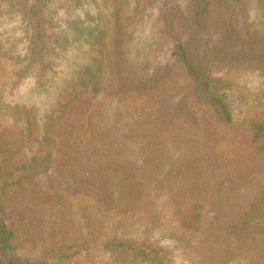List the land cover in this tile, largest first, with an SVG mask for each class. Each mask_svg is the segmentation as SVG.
Returning a JSON list of instances; mask_svg holds the SVG:
<instances>
[{
    "label": "rangeland",
    "instance_id": "1",
    "mask_svg": "<svg viewBox=\"0 0 264 264\" xmlns=\"http://www.w3.org/2000/svg\"><path fill=\"white\" fill-rule=\"evenodd\" d=\"M206 1L193 33L184 18L199 0H0V151L8 171L52 161L7 189L6 212L26 226L22 257L40 264L57 244L119 236L158 246L172 264H264L263 229L247 243L228 232L264 207V0ZM172 35L223 83L231 123L198 100ZM99 67L91 93L81 81ZM160 67L174 69L144 93L136 79ZM81 175L102 189L104 213L89 205L91 221ZM174 202L188 214L200 206L196 228L182 227ZM50 264L115 263L81 253Z\"/></svg>",
    "mask_w": 264,
    "mask_h": 264
},
{
    "label": "trees",
    "instance_id": "2",
    "mask_svg": "<svg viewBox=\"0 0 264 264\" xmlns=\"http://www.w3.org/2000/svg\"><path fill=\"white\" fill-rule=\"evenodd\" d=\"M196 5L198 8L195 11H192L194 19H192V15H187L184 18L185 28L191 30L193 33H198L201 30V19L207 12L206 9L208 3L206 0H199ZM172 38L174 40L173 56L175 61L185 67L189 77L195 83L198 100L212 106L225 124L231 123V115L226 107L224 96L220 93L223 83H221L215 76L211 75L212 71L205 66L206 64H204L198 55L191 51L189 46L181 42L180 38L176 35H172ZM226 42H229L231 46L234 45L230 39L226 40ZM215 45L216 44L214 43L213 47ZM163 68L164 67L158 68L161 72H156L151 76H138L136 79L138 87L144 93L151 92L155 89L160 81L171 76L174 69V67H165L164 70H162ZM101 74L102 69L99 67L96 74L92 75L90 79L81 81L82 86L90 89L91 93H95L102 83ZM71 97L72 95L70 98ZM179 101L180 105L174 113L175 118L180 117L182 114L181 110L184 98L181 97ZM65 106L66 105L61 104V114H63ZM91 116L88 119V124L93 122ZM53 122L55 123L56 120ZM49 127L47 128L49 129ZM259 129L264 131L263 128ZM93 130L94 127H92L90 132L84 136H93ZM7 154H9V149L0 151V264H39L24 258L19 254V250L27 242L26 226L22 222L23 220L20 214L16 212H6L5 200L9 193V190L7 191V189L17 187L23 184L26 180H30L31 182L35 178L38 179L41 173H46L49 170L52 164V161L49 158L50 153H48L43 159L38 160L35 158L30 163L22 164L16 167L13 171H8L6 169L4 162L7 158ZM114 178L118 177L115 176ZM122 178L123 177H119V179ZM78 180V186H82L80 187L82 190L80 191V188H78L75 189V191L77 190L78 192L86 193L85 195L89 199L87 205L88 216H90L89 218L91 221L92 216L89 205L93 204V213L95 212V209H97L98 215L94 218L98 217L100 213L101 215L104 213L102 189L94 180L86 178L84 175H81ZM120 181L127 182L129 180L127 178H123ZM131 181H138V179L132 177ZM140 183H143L142 180ZM120 188L121 187L119 186V189ZM181 204L182 202H174L173 205L174 213L178 220H180V224L184 228H196V222L198 221L197 219L199 214L198 209H200V206H194L192 209H196V211L188 214L185 211V205ZM135 209L136 205H133L131 208L128 207L127 211L120 210L117 215L122 213L131 215L134 214ZM260 229L264 230V207H262L261 201H257L247 214H244L238 222L233 223L232 226L228 228V232L230 234L234 233L236 236L235 238L238 241L247 243V241L254 239L251 235ZM225 237L227 240L228 235L226 234ZM72 248L73 246L66 245L65 243L57 244L50 252L52 255L40 264H50L53 261H62L63 259H67L81 253L86 255L97 254L101 255L103 258L108 256L112 263L115 264H172L168 252L158 246H152L146 242H132L119 236H103L94 242H92L91 238L88 237L77 245V250H72Z\"/></svg>",
    "mask_w": 264,
    "mask_h": 264
}]
</instances>
